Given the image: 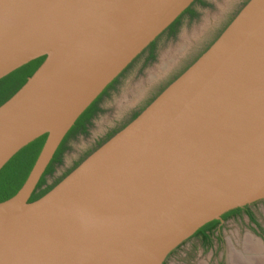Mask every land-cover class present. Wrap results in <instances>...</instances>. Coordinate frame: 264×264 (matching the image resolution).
I'll return each instance as SVG.
<instances>
[{"label": "water", "instance_id": "water-1", "mask_svg": "<svg viewBox=\"0 0 264 264\" xmlns=\"http://www.w3.org/2000/svg\"><path fill=\"white\" fill-rule=\"evenodd\" d=\"M194 1L0 0V79L46 56L0 105V171L47 134L0 202V264H171L225 212H264V0L30 201L80 115Z\"/></svg>", "mask_w": 264, "mask_h": 264}, {"label": "rangeland", "instance_id": "rangeland-1", "mask_svg": "<svg viewBox=\"0 0 264 264\" xmlns=\"http://www.w3.org/2000/svg\"><path fill=\"white\" fill-rule=\"evenodd\" d=\"M248 1L195 2L193 8L196 16L191 17L186 13L174 36L169 37V32H166L158 38L154 59L144 63L147 51L141 54L120 77L116 88L102 100L104 109L96 116L89 130L69 138L68 150L58 173L83 156L81 162L97 149L100 145L94 146L95 139L115 121L127 115L139 103H147L156 97L218 38ZM170 59H175L172 66L162 70V64ZM220 234L223 244L219 245L220 240L215 236L171 264H253L264 260V212L255 215L253 220L247 218L236 222Z\"/></svg>", "mask_w": 264, "mask_h": 264}, {"label": "trees", "instance_id": "trees-1", "mask_svg": "<svg viewBox=\"0 0 264 264\" xmlns=\"http://www.w3.org/2000/svg\"><path fill=\"white\" fill-rule=\"evenodd\" d=\"M196 1H202V0H195L193 4ZM192 5L189 6L167 28L166 31H169V33H175L179 27V24L181 22L183 15H185L186 13H189L192 16L196 15L195 10ZM156 43H157V39L154 40L148 46L150 51H153L155 49ZM45 57L46 56H41L34 60H31L30 62L24 64L23 66L17 68L16 70L12 71L8 75L0 79V105L3 104L7 99H9L27 81L28 77L31 76L35 72V70L41 65ZM117 80L118 78H115L107 86V88L88 106V108L80 115V117L77 119L75 124L66 134L65 138L63 139L57 151L55 152L54 157L52 158L50 164L48 165L45 173L43 174L41 180L39 181L36 187V190L34 191L33 195L30 198V201H34L38 199L39 197L43 196L45 193H47L51 188H53L61 180L59 179L58 181H56L57 183L49 186L46 189H41L42 185L45 183V175L47 173H51L54 170V165L62 161L63 153L66 151V149H68L69 138L76 135L77 133L87 132L86 123L98 110V103L102 95L106 93L107 89L112 88L116 84ZM46 139H47V134H43L39 136L38 138L30 142L28 145H26L24 148H22L17 154H15L11 158V160L1 169L0 171V202L12 197L14 194H16V192L23 185ZM79 163H77V165ZM68 173H66V175ZM239 210L241 209L237 208L235 211L238 212ZM231 213H234V211H230L226 213L224 217H228ZM217 222L218 220H213V221L208 222L207 224H205L202 228L198 230V233L201 232L205 234L206 230L213 228Z\"/></svg>", "mask_w": 264, "mask_h": 264}, {"label": "flooded vegetation", "instance_id": "flooded-vegetation-1", "mask_svg": "<svg viewBox=\"0 0 264 264\" xmlns=\"http://www.w3.org/2000/svg\"><path fill=\"white\" fill-rule=\"evenodd\" d=\"M197 2V1H196ZM194 5V4H193ZM192 5V6H193ZM195 10V9H194ZM195 14H197V12H196V10H195ZM191 17H194V16H196V15H194V16H192V15H190ZM179 28V27H178ZM167 30V29H166ZM164 31L162 34H164V33H166V32H169V31ZM178 30V29H177ZM177 30H176V32H177ZM176 32L175 33H169V37H172V36H174L175 34H176ZM161 34V35H162ZM160 35V36H161ZM159 36V37H160ZM159 37H157V40H158V38ZM157 44V43H156ZM156 47H157V45L155 46V49L153 50V51H150V49L147 47V49H145L141 54H143V53H145L146 51H147V54H146V58H145V60H144V63H146V62H148V61H150V60H152V59H154L155 57H156ZM140 54V55H141ZM139 55V56H140ZM138 56V57H139ZM137 57V58H138ZM136 58V59H137ZM135 59V60H136ZM134 60V61H135ZM133 61V62H134ZM132 62V63H133ZM131 63V64H132ZM130 64V65H131ZM129 65V66H130ZM128 66V67H129ZM128 67L117 77L118 78V80H117V82L119 81V79H120V77L126 72V70L128 69ZM117 82H116V84H117ZM116 84L112 87V88H110V89H107V91H106V93H104L103 95H102V97H101V99H100V101H99V103H98V110L96 111V113L88 120V122L86 123V129H87V131L89 130V127L93 124V122H94V120H95V118H96V116L97 115H99V113L100 112H102L103 111V109H104V106L102 105V100L106 97V96H108V95H110V93H111V90L112 89H115L116 88ZM107 88V87H106ZM105 88V89H106ZM155 97V96H154ZM153 97V98H154ZM152 98V99H153ZM152 99H148L149 101L147 102V103H139V105L138 106H136V107H134L132 110H130L129 111V113L127 114V115H125L124 117H122L121 119H118L117 121H115V123L112 125V126H110L103 134H101L99 137H97L96 139H95V144H94V146L95 147H97V146H99V145H101L102 143H104L107 139H109V137H111V135H113V134H115L117 131H119L121 128H123L125 125H127L132 119H134L146 106H147V104L149 103V102H151V100ZM67 150L68 149H66V151L63 153V156H62V161L60 162V163H56L55 165H54V170L51 172V173H47L46 175H45V183L42 185V187H41V189H46V188H48L49 186H51V185H54L55 183H57L56 181H58L59 179H62V177H64V175H66V173H67V171H69V170H71V169H73L76 165H77V163L82 159V157L81 158H79V159H77V160H75L74 161V163L70 166V167H68L66 170H64V171H62L61 173H58L59 172V168L62 166V164H63V162H64V156H65V153L67 152ZM87 153V152H86ZM85 153V154H86ZM251 205L252 204H248V205H246V206H243V207H238V208H240L241 210H239L238 212H236L235 210L237 209V208H234V209H231V210H229V211H227V212H225L223 215H222V218L221 219H215V220H218V222L216 223V225L213 227V228H211V229H209V230H206V232H205V234H203V233H198V230L191 236V237H189L188 239H190V238H194V237H198L200 240H201V242L202 243H204V242H207L208 240H211V238H213V237H215V236H217L218 238H219V245L220 244H223V236H222V234H220V233H222L223 232V230H224V227H225V223H226V221H228L229 219H234V218H237V217H239V216H248V218L249 219H251V220H253L254 219V214H253V209H252V207H251ZM230 211H234V213H231L228 217H224V215H226V213H228V212H230ZM207 224V223H206ZM204 226V225H203ZM202 226V227H203ZM201 227V228H202ZM207 236V237H206ZM187 239V240H188ZM184 242H186V241H184ZM183 245V243L180 245V246H182ZM216 248V247H215ZM164 264H168L166 261H165V263Z\"/></svg>", "mask_w": 264, "mask_h": 264}, {"label": "bare ground", "instance_id": "bare-ground-1", "mask_svg": "<svg viewBox=\"0 0 264 264\" xmlns=\"http://www.w3.org/2000/svg\"><path fill=\"white\" fill-rule=\"evenodd\" d=\"M171 60V59H170ZM170 60H168V61H166V63L164 64H162L163 66H161V69L162 70H166L170 65H171V63L173 62V61H175V59H172L171 60V62H170ZM175 63V62H174ZM176 64V63H175ZM172 66V65H171ZM252 243V242H251ZM253 246H255V244L253 243ZM253 264H264V260H262L261 262L259 261V262H256V263H253Z\"/></svg>", "mask_w": 264, "mask_h": 264}]
</instances>
